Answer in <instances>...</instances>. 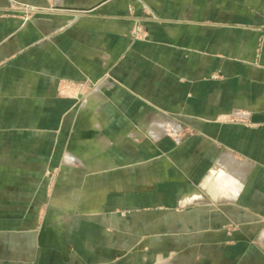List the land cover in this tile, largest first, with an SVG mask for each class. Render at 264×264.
<instances>
[{
  "label": "crops",
  "instance_id": "crops-1",
  "mask_svg": "<svg viewBox=\"0 0 264 264\" xmlns=\"http://www.w3.org/2000/svg\"><path fill=\"white\" fill-rule=\"evenodd\" d=\"M20 1L57 12L0 0V264H264V0Z\"/></svg>",
  "mask_w": 264,
  "mask_h": 264
},
{
  "label": "rangeland",
  "instance_id": "rangeland-1",
  "mask_svg": "<svg viewBox=\"0 0 264 264\" xmlns=\"http://www.w3.org/2000/svg\"><path fill=\"white\" fill-rule=\"evenodd\" d=\"M8 1H9V7H8L9 10H12V12L16 14V15L15 14H12V15L13 16L15 15L16 18L22 21L23 23L31 20L32 18H35L36 16L49 14L50 13L49 11L54 12L57 10L56 8H53L52 6L45 7L42 5L27 4L20 0H8ZM129 11H130V16L129 15L128 16L134 22V31L132 34L133 39L136 41L148 40L147 37L149 35L147 33L148 31L147 24L150 22H159L161 21V18L151 11L145 12L141 17H134L132 8L129 9ZM87 90H86L87 94L92 91V90L89 91V88ZM56 175L57 174L53 172L49 174L47 178H49V180L52 181L54 179V176Z\"/></svg>",
  "mask_w": 264,
  "mask_h": 264
},
{
  "label": "built area",
  "instance_id": "built-area-1",
  "mask_svg": "<svg viewBox=\"0 0 264 264\" xmlns=\"http://www.w3.org/2000/svg\"><path fill=\"white\" fill-rule=\"evenodd\" d=\"M140 30V29H139ZM141 31V30H140Z\"/></svg>",
  "mask_w": 264,
  "mask_h": 264
}]
</instances>
